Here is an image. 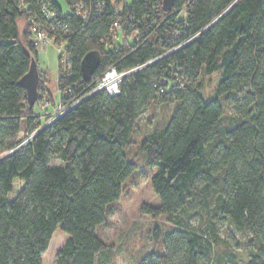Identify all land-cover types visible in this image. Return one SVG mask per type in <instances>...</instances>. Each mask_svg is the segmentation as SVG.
<instances>
[{
  "label": "trees",
  "instance_id": "1",
  "mask_svg": "<svg viewBox=\"0 0 264 264\" xmlns=\"http://www.w3.org/2000/svg\"><path fill=\"white\" fill-rule=\"evenodd\" d=\"M41 1L63 30L41 27L70 55L69 69L58 66L61 105L77 103L47 123L39 104L55 102L40 86L30 104L20 83L38 63L29 21L43 22ZM79 1L93 9L86 18L69 0L68 14L54 0H0V158L10 154L0 160V264H43L58 229L69 239L56 264H96L106 250L97 229L136 171L126 154L134 127L146 109L172 102L168 123L142 141L160 199L143 211L182 228L140 264H211L221 221L248 234L245 264H264V0H177L170 12L162 0ZM110 67L132 71L119 94H90ZM214 73L207 99L203 81ZM196 215L210 240L189 224Z\"/></svg>",
  "mask_w": 264,
  "mask_h": 264
},
{
  "label": "rangeland",
  "instance_id": "2",
  "mask_svg": "<svg viewBox=\"0 0 264 264\" xmlns=\"http://www.w3.org/2000/svg\"><path fill=\"white\" fill-rule=\"evenodd\" d=\"M54 1L61 6L64 13L70 12L65 0ZM37 51L41 81L44 80V83H40L44 89L40 94H48L50 100L55 102L54 105L45 101L39 104L38 112L42 114L44 123H47L45 118L60 115L64 108L57 87L58 46L50 44L47 47H39ZM219 80V73L205 77L203 93L207 99L215 96ZM175 107L174 102L156 104L146 109L137 121L130 145L126 148V154L135 163L136 171L123 185L120 199L108 206L106 221L97 229V236L106 246V250L96 264H140L141 260L150 254L164 251L165 234L182 228L169 221L166 216L155 218L143 211L144 207H158L160 199L151 183L157 168L147 163L146 157L141 152L142 141L155 128L164 127L168 123ZM52 166L62 167L63 163L55 159L52 161ZM189 224L200 228L205 240L212 238L211 231L204 226L199 215L191 217ZM216 227L219 230L218 236L225 245L218 246L213 243L214 259L211 264L247 263L253 255V250L247 244L248 234L236 229L227 221L219 222ZM156 229L159 232L158 236L155 235ZM68 239L69 236L58 229L52 236L47 252L42 256L43 264H56L58 253Z\"/></svg>",
  "mask_w": 264,
  "mask_h": 264
},
{
  "label": "built area",
  "instance_id": "3",
  "mask_svg": "<svg viewBox=\"0 0 264 264\" xmlns=\"http://www.w3.org/2000/svg\"><path fill=\"white\" fill-rule=\"evenodd\" d=\"M72 5L71 9L75 12L77 16L88 17L93 10L91 7L86 6L85 3L79 0H69ZM113 4V0L111 1ZM40 7V12L43 18V22H38V19L30 18L29 25L32 26V35L33 42L36 48L39 47H47L50 44H54L52 38H50L47 31L41 26H51L52 30H63L62 24L58 22L59 13L56 9H54L51 4L47 1H41L37 4ZM106 6V3L102 4V8ZM100 5L98 6V8ZM97 8V9H98ZM118 9H116V12ZM114 28L118 29L119 25L117 23L114 24ZM58 66H61L63 69H69V61L70 55L67 52L65 44L58 45ZM132 71L128 72H119L115 67H110L105 74L98 80L94 90L90 94L96 93H105L110 97H114L120 92V84L121 82L130 74ZM77 103L72 104L70 106L64 107L61 116L67 112V110L76 106Z\"/></svg>",
  "mask_w": 264,
  "mask_h": 264
},
{
  "label": "water",
  "instance_id": "4",
  "mask_svg": "<svg viewBox=\"0 0 264 264\" xmlns=\"http://www.w3.org/2000/svg\"><path fill=\"white\" fill-rule=\"evenodd\" d=\"M176 1L177 0H162L164 11L165 12L172 11V9L175 6ZM238 1L239 0H237V2ZM97 57H99L98 54H93L91 56V59L89 60L86 59L87 62H85L84 64V73L87 79L90 78V76L94 72V69L96 67L95 63L98 59ZM40 81H41V76H40V72L38 68V63L36 62V60H33L28 73L20 81L21 85L24 86L27 91L28 101L30 102V104H34L38 100V91H39ZM9 155L10 154L0 158V160Z\"/></svg>",
  "mask_w": 264,
  "mask_h": 264
}]
</instances>
